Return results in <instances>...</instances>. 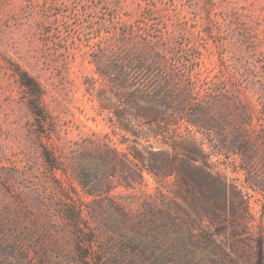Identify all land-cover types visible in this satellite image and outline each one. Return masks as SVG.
<instances>
[{
	"label": "rangeland",
	"instance_id": "obj_1",
	"mask_svg": "<svg viewBox=\"0 0 264 264\" xmlns=\"http://www.w3.org/2000/svg\"><path fill=\"white\" fill-rule=\"evenodd\" d=\"M0 264H264V0H0Z\"/></svg>",
	"mask_w": 264,
	"mask_h": 264
}]
</instances>
